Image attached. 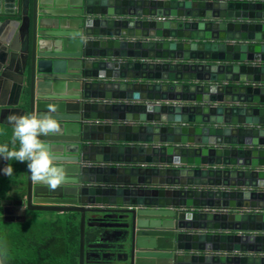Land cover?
<instances>
[{
    "label": "water",
    "instance_id": "1",
    "mask_svg": "<svg viewBox=\"0 0 264 264\" xmlns=\"http://www.w3.org/2000/svg\"><path fill=\"white\" fill-rule=\"evenodd\" d=\"M13 114L68 179L25 165L5 222L79 213V264H264V0H0Z\"/></svg>",
    "mask_w": 264,
    "mask_h": 264
},
{
    "label": "trees",
    "instance_id": "2",
    "mask_svg": "<svg viewBox=\"0 0 264 264\" xmlns=\"http://www.w3.org/2000/svg\"><path fill=\"white\" fill-rule=\"evenodd\" d=\"M12 128L0 120V143L11 144ZM6 163V162H5ZM13 165L11 177L0 174V254L4 264H79L81 227L79 213L54 214L32 212L33 219L24 223L5 222L1 202L20 198L25 162L9 161ZM101 227H87V250L100 241ZM104 258L91 257L86 264H107Z\"/></svg>",
    "mask_w": 264,
    "mask_h": 264
},
{
    "label": "clouds",
    "instance_id": "3",
    "mask_svg": "<svg viewBox=\"0 0 264 264\" xmlns=\"http://www.w3.org/2000/svg\"><path fill=\"white\" fill-rule=\"evenodd\" d=\"M12 126L11 144L0 143V174L11 177L13 165L11 160L26 162L30 179L43 181L50 188L67 182L66 170L58 166L50 146L40 142L39 135L53 131L57 127L52 116L16 115L8 117Z\"/></svg>",
    "mask_w": 264,
    "mask_h": 264
},
{
    "label": "crops",
    "instance_id": "4",
    "mask_svg": "<svg viewBox=\"0 0 264 264\" xmlns=\"http://www.w3.org/2000/svg\"><path fill=\"white\" fill-rule=\"evenodd\" d=\"M7 29H8V27H7ZM5 82H6V85H9L11 87V85L14 83L13 75L11 74L10 78L6 79ZM12 93H14V90L10 89L9 93L6 96L3 97V103H9V100L11 101ZM9 127L12 128V126H9ZM0 163H4V162H0ZM17 199H19V198H17ZM14 200H16V199H13L12 201H14ZM26 216H27V219H33L34 218V216L31 213H27ZM54 217H55L54 214L47 213V215H44L43 219H47V218L51 219V218H54Z\"/></svg>",
    "mask_w": 264,
    "mask_h": 264
},
{
    "label": "rangeland",
    "instance_id": "5",
    "mask_svg": "<svg viewBox=\"0 0 264 264\" xmlns=\"http://www.w3.org/2000/svg\"><path fill=\"white\" fill-rule=\"evenodd\" d=\"M5 163V162H4ZM3 163H0V166H2Z\"/></svg>",
    "mask_w": 264,
    "mask_h": 264
},
{
    "label": "flooded vegetation",
    "instance_id": "6",
    "mask_svg": "<svg viewBox=\"0 0 264 264\" xmlns=\"http://www.w3.org/2000/svg\"><path fill=\"white\" fill-rule=\"evenodd\" d=\"M27 213H31L32 214V212H27Z\"/></svg>",
    "mask_w": 264,
    "mask_h": 264
},
{
    "label": "built area",
    "instance_id": "7",
    "mask_svg": "<svg viewBox=\"0 0 264 264\" xmlns=\"http://www.w3.org/2000/svg\"><path fill=\"white\" fill-rule=\"evenodd\" d=\"M99 123V122H98Z\"/></svg>",
    "mask_w": 264,
    "mask_h": 264
}]
</instances>
